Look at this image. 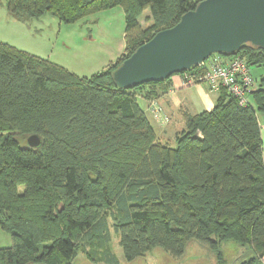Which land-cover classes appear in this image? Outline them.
<instances>
[{"label": "trees", "instance_id": "16d2710c", "mask_svg": "<svg viewBox=\"0 0 264 264\" xmlns=\"http://www.w3.org/2000/svg\"><path fill=\"white\" fill-rule=\"evenodd\" d=\"M200 0H5L21 21L49 12L65 23L119 5L124 52L80 76L0 41V227L12 244L0 264H72L79 245L110 230L126 260L156 246L180 256L193 239L224 264L232 240L262 264L264 165L256 111H264V71L240 106L219 89L211 111L185 115V129L162 142L138 99L170 87L169 77L118 87L112 71L140 44L173 26ZM149 11L146 24L139 18ZM264 68V50L238 51ZM114 105V106H113ZM37 134L40 144L26 138ZM113 261V260H111Z\"/></svg>", "mask_w": 264, "mask_h": 264}, {"label": "rangeland", "instance_id": "374dc122", "mask_svg": "<svg viewBox=\"0 0 264 264\" xmlns=\"http://www.w3.org/2000/svg\"><path fill=\"white\" fill-rule=\"evenodd\" d=\"M147 13L149 11L139 18L142 25L147 23ZM124 26V12L119 5L65 23L49 12L21 21L8 11L5 0H0V41L79 74L90 75L101 70L124 52ZM11 244V235L0 227V248ZM219 248L224 264H231L240 245L225 240ZM215 261L214 252L196 239L188 242L180 256H173L156 246L143 256L126 260L119 245V235L113 229L108 241L99 237L79 245L71 260L72 264H215Z\"/></svg>", "mask_w": 264, "mask_h": 264}, {"label": "water", "instance_id": "95a60500", "mask_svg": "<svg viewBox=\"0 0 264 264\" xmlns=\"http://www.w3.org/2000/svg\"><path fill=\"white\" fill-rule=\"evenodd\" d=\"M249 43L264 50V0H200L171 27L157 31L112 71L120 88L189 70L214 53L232 55ZM27 144L36 147L33 133Z\"/></svg>", "mask_w": 264, "mask_h": 264}, {"label": "crops", "instance_id": "0c3cea01", "mask_svg": "<svg viewBox=\"0 0 264 264\" xmlns=\"http://www.w3.org/2000/svg\"><path fill=\"white\" fill-rule=\"evenodd\" d=\"M263 71L264 68L262 67H251V74L254 77L256 84H258L259 77ZM75 72L76 71H74V73ZM92 73H95V71ZM168 82H170V87L166 91L159 92L156 97L150 100L140 97L138 102L154 126L160 140L162 142L168 141L171 143L173 142L175 135L185 129V115H194L203 111H211L215 105V100L219 95V90H210L204 83L184 84L182 72L172 74L169 77ZM248 98L250 104L253 105L250 94ZM154 103L161 110L157 117H154V114L150 110L151 105ZM256 115L260 127L262 160L264 165V111L257 110ZM239 245V253L237 254V257L233 259L231 264H240L241 262L256 256V253L248 244ZM260 259L262 264H264V254Z\"/></svg>", "mask_w": 264, "mask_h": 264}, {"label": "built area", "instance_id": "2783aa9c", "mask_svg": "<svg viewBox=\"0 0 264 264\" xmlns=\"http://www.w3.org/2000/svg\"><path fill=\"white\" fill-rule=\"evenodd\" d=\"M184 84L204 83L210 90L224 88L240 106L250 104L249 94L256 88L251 67L243 54L232 55L214 53L189 70L182 71ZM154 117L160 108L154 103L150 108Z\"/></svg>", "mask_w": 264, "mask_h": 264}]
</instances>
